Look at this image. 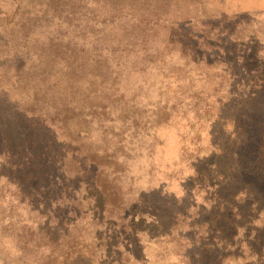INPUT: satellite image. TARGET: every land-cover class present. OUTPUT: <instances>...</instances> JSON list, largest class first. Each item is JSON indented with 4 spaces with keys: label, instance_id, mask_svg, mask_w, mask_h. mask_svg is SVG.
<instances>
[{
    "label": "rangeland",
    "instance_id": "1",
    "mask_svg": "<svg viewBox=\"0 0 264 264\" xmlns=\"http://www.w3.org/2000/svg\"><path fill=\"white\" fill-rule=\"evenodd\" d=\"M140 1L0 0V264H264V0Z\"/></svg>",
    "mask_w": 264,
    "mask_h": 264
},
{
    "label": "trees",
    "instance_id": "2",
    "mask_svg": "<svg viewBox=\"0 0 264 264\" xmlns=\"http://www.w3.org/2000/svg\"><path fill=\"white\" fill-rule=\"evenodd\" d=\"M127 1V0H126ZM139 4H143L144 3V1H140V0H136ZM162 1H164V0H162ZM130 7H134V5H132V6H130ZM178 23H182L181 25H185L186 24V21H183V22H178ZM223 32H227V31H223ZM188 33H190L189 31H188ZM193 35L194 34H190V37L191 38H193ZM190 37L189 38H187V40H189L190 39ZM202 39H203V37H201ZM194 44L192 45V47L194 48V49H196V50H199L200 49V44L196 41H194L193 42ZM236 55H237V53H236ZM254 56H256L255 54H253ZM244 58V57H243ZM239 59V58H238ZM241 60V62H243L242 61V59H240ZM263 65H264V62H263ZM248 70H249V74H250V76H251V80L249 81H246V80H243V81H240L241 82V84H249L248 82H251V83H253V88H255V90H253V91H251V93H250V96H253V97H257L259 94H260V92H261V89H263V85H264V79H263V77H264V67H262V66H256V65H251V67H248ZM261 120H263V133L261 134L260 132H259V137H256L258 140H259V142L256 144L257 145V147L260 145V143H261V141H262V139H263V160L261 159L260 161L261 162H263V189L261 188V191L263 192V195H262V192H260L259 193V195L260 196H258V198H260L261 200H262V198H263V204H264V114H263V117H256V124H259L260 125V121ZM251 143H252V137L250 138V142H249V144L251 145ZM250 170V169H249ZM245 173V177L247 176V174H249L250 172L249 171H246V172H244ZM251 174V173H250ZM247 179V178H246ZM247 180H249L250 182H251V184L252 183H256V182H254L253 180L254 179H252V177L250 176V178L249 179H247ZM260 185V183H257V186H259ZM128 229V232L131 234V236H133L134 238H136L137 237V232H138V228L135 226V227H133V228H127ZM137 239V238H136ZM136 239H134L133 241H132V244L130 245V246H127V250L130 252L131 250H132V248H137L138 246L137 245H139V243H138V240H136ZM129 249H131V250H129Z\"/></svg>",
    "mask_w": 264,
    "mask_h": 264
}]
</instances>
